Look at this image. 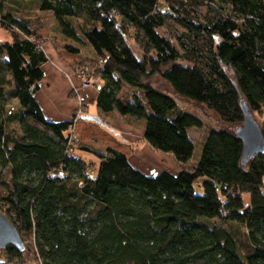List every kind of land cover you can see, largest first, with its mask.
Segmentation results:
<instances>
[{
    "label": "trees",
    "instance_id": "1",
    "mask_svg": "<svg viewBox=\"0 0 264 264\" xmlns=\"http://www.w3.org/2000/svg\"><path fill=\"white\" fill-rule=\"evenodd\" d=\"M31 7L53 14L66 59L92 52L95 70L76 71L102 82L100 111L144 121L147 144L184 166L190 130L208 129L199 161L147 176L119 141L81 144L97 165L71 153L80 121L88 135L104 125L46 119L36 95L49 59L13 14ZM0 19L13 33L0 42V213L31 240L0 248V264H264V153L243 163L237 135L244 108L264 117V0H0ZM156 76L230 128L178 111Z\"/></svg>",
    "mask_w": 264,
    "mask_h": 264
},
{
    "label": "rangeland",
    "instance_id": "2",
    "mask_svg": "<svg viewBox=\"0 0 264 264\" xmlns=\"http://www.w3.org/2000/svg\"><path fill=\"white\" fill-rule=\"evenodd\" d=\"M14 9H16V7H14ZM14 12H16L13 13L15 19L28 26L33 38L40 43V46L44 49L49 59L48 63L43 66L44 79L40 84L41 89L36 95V99L41 106L46 119L51 122H62L72 119L74 115L76 116V120H79L82 116H94V113L96 112V103L91 102L90 99L93 98L94 93H96L97 88L102 85V82L96 75L88 74V72H85L83 69L76 71L78 68H89V71L95 70L97 63L94 60L92 52L89 48L85 47L78 59L70 61L60 53L62 50L60 42L61 38H59L52 13L41 12L35 7H31L24 11L16 10ZM75 27L77 28V26ZM15 34L22 36L19 31H16ZM262 37L264 39V31L262 32ZM12 39L13 33L0 25V42H10ZM128 44L133 54L137 58H140L141 53L134 41L128 39ZM152 82L155 87L162 89L175 98L178 111L199 116L209 127L225 128L226 125L221 121L219 116L207 105L191 102L182 97L173 95L170 86L159 76L152 79ZM135 93L136 92L134 90L125 87L121 95L124 99H129ZM11 103V107L16 106V101H11ZM82 105H84V108H82ZM14 110L16 111L15 107H13V111ZM103 118L105 121L104 123L114 126L112 127L113 129L118 126L124 128L125 130H131L133 132V134H131V138L135 141L126 142L124 139L119 138V135H117V133L112 131L109 127H106L107 125H104V123H102L104 126H100V128L98 126L97 128L92 129L93 132L90 131L88 135L87 130L83 127V122L80 121V125L78 127L79 129H71L69 132V135L75 140L73 152L82 158L84 157L87 161H89V158L93 159L92 161L94 162L92 163H96L97 165L98 160L96 157H93L89 153L80 151L81 144L95 148H104L108 144L107 142L119 141L122 144V148L127 151L129 158H131L130 163L136 169V155L137 157L140 156L144 145H146V142H144L143 138H141L144 121L132 118H123L121 116H117L116 114L108 115L106 118ZM255 119L258 124L262 126L264 117L255 115ZM10 127L16 129L18 133L21 132L17 122L11 121ZM226 127L230 128L229 126ZM235 129L236 128H234V130ZM207 131L208 129L200 130L196 128L190 130V136L194 140L196 148L193 159L189 162L190 164L188 166L195 163L199 159L203 148V138L207 135ZM154 151V153H158L156 154L157 156H155L157 159H152L147 156L146 152H143L146 155L145 159L153 165L149 167L150 169H146V171H144L147 176H157L161 172L176 174L183 168H189L187 165L184 166L179 164L170 153L159 152L156 150ZM144 154L142 155L143 157H145ZM91 169V172H95L94 168ZM3 193V190H0V195ZM243 199L245 207L249 206L250 195H244ZM23 243L26 249L28 246H31L30 239H26Z\"/></svg>",
    "mask_w": 264,
    "mask_h": 264
},
{
    "label": "water",
    "instance_id": "3",
    "mask_svg": "<svg viewBox=\"0 0 264 264\" xmlns=\"http://www.w3.org/2000/svg\"><path fill=\"white\" fill-rule=\"evenodd\" d=\"M245 110V121L242 127L238 128L237 135L243 141L244 151L242 162L246 163L250 159L264 153V137L258 123L253 116ZM86 120L100 122L99 119L85 116ZM13 247L19 251L25 249L24 243L18 230L9 221L6 215L0 213V248Z\"/></svg>",
    "mask_w": 264,
    "mask_h": 264
},
{
    "label": "crops",
    "instance_id": "4",
    "mask_svg": "<svg viewBox=\"0 0 264 264\" xmlns=\"http://www.w3.org/2000/svg\"><path fill=\"white\" fill-rule=\"evenodd\" d=\"M83 90H88V89H83ZM97 93H98V90H96V93H94V95H93V98H91L90 99V101L91 102H95V100H96V96H97ZM84 101V100H83ZM85 102V101H84ZM112 114H116L117 116H120L117 112H111V113H104V112H102V111H100L99 110V108L96 106V112L94 113V116H92V117H96L97 119H99V121L101 122V123H104L105 121H104V118L103 117H107L108 115H112ZM123 118H131V117H123ZM132 119H134V118H132ZM104 125H107L106 127H109L112 131H114L115 133H117V135H119L118 137L119 138H122V139H124L126 142H134L135 140L134 139H132L131 138V134H133V132L131 131V130H128V129H124V128H121V127H118V126H116V128L115 129H113L112 127H114V126H110V124L108 125L107 123H104ZM144 128H145V124H144V126H143V130H142V136H141V138H143V141L144 142H146L145 140H144ZM189 136H190V132H189ZM190 138H191V136H190ZM205 138V137H204ZM204 138H203V141H204ZM192 139V138H191ZM193 140V139H192ZM194 141V140H193ZM146 145H144V147H143V150H142V152H141V154H140V156H138L137 157V155H136V158H135V165H137L136 166V169H138V171H140V172H142L143 174H145V172L144 171H146V169H150L149 167L150 166H153L151 163H149L145 158H146V155L144 154L145 152H146V154H147V156L148 157H150V158H152V159H157V157H155V156H157L156 154H158V153H154L155 151H154V149H151L152 147H150V145H148L147 144V142L145 143ZM195 144V143H194ZM201 146V145H200ZM144 152V153H143ZM145 155V157H143L142 155ZM201 156V155H200ZM200 156H199V159H200ZM83 159H85L84 157H83ZM199 159L195 162V163H193V164H191V165H194V164H196L198 161H199ZM89 161H91V162H94V161H92L93 159H88ZM129 161H131V158H129ZM191 162V161H190ZM190 164V163H189ZM188 164V165H189ZM132 165V164H131ZM186 166V165H185ZM182 168V167H181ZM145 169V170H144ZM152 169V168H151ZM146 175V174H145Z\"/></svg>",
    "mask_w": 264,
    "mask_h": 264
},
{
    "label": "built area",
    "instance_id": "5",
    "mask_svg": "<svg viewBox=\"0 0 264 264\" xmlns=\"http://www.w3.org/2000/svg\"><path fill=\"white\" fill-rule=\"evenodd\" d=\"M72 130H73V128H72ZM71 141H75L73 137H71ZM70 152L73 153L75 156H78V155H76V154L73 152V148L70 149Z\"/></svg>",
    "mask_w": 264,
    "mask_h": 264
}]
</instances>
